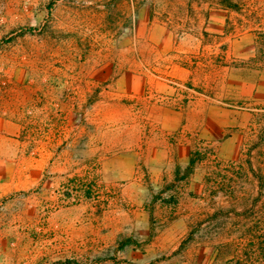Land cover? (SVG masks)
I'll return each mask as SVG.
<instances>
[{
  "label": "rangeland",
  "instance_id": "1",
  "mask_svg": "<svg viewBox=\"0 0 264 264\" xmlns=\"http://www.w3.org/2000/svg\"><path fill=\"white\" fill-rule=\"evenodd\" d=\"M216 1L0 0V264H264L260 184L206 179L264 168L253 27Z\"/></svg>",
  "mask_w": 264,
  "mask_h": 264
},
{
  "label": "trees",
  "instance_id": "2",
  "mask_svg": "<svg viewBox=\"0 0 264 264\" xmlns=\"http://www.w3.org/2000/svg\"><path fill=\"white\" fill-rule=\"evenodd\" d=\"M216 3L223 9L233 11L236 14L239 13V24H247L253 27L252 33L255 36L256 53L252 62L254 61L256 64L264 67V0H217ZM259 136H261L259 145H262L263 147L259 150L258 155L261 159L260 164L264 165V125L262 126V131ZM249 154L250 151L248 155ZM204 159V156L200 157L199 155H191L188 168H193L196 162L203 161ZM247 163L250 169L249 174L244 170L241 162L223 163L221 161H215L213 164L211 162L206 166L208 173V178L206 179L209 181V176L213 177V183L220 184L219 186L222 190L220 193L227 199L238 197L236 194L239 192L240 188L239 186H235V182L238 180L242 183L246 181L250 182V180L252 183L257 181L258 185L260 184V192H264V168H254V164L250 160ZM252 187H242L241 194L246 195V191L249 190L250 192Z\"/></svg>",
  "mask_w": 264,
  "mask_h": 264
}]
</instances>
